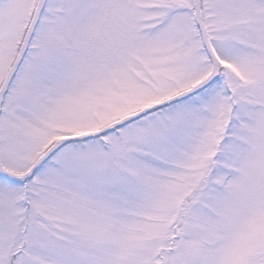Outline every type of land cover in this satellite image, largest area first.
Returning <instances> with one entry per match:
<instances>
[{
	"label": "snow or ice",
	"instance_id": "obj_1",
	"mask_svg": "<svg viewBox=\"0 0 264 264\" xmlns=\"http://www.w3.org/2000/svg\"><path fill=\"white\" fill-rule=\"evenodd\" d=\"M0 264H264V0H0Z\"/></svg>",
	"mask_w": 264,
	"mask_h": 264
}]
</instances>
